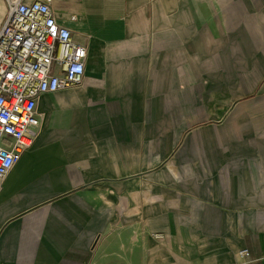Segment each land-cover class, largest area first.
Segmentation results:
<instances>
[{
    "label": "crops",
    "instance_id": "crops-1",
    "mask_svg": "<svg viewBox=\"0 0 264 264\" xmlns=\"http://www.w3.org/2000/svg\"><path fill=\"white\" fill-rule=\"evenodd\" d=\"M51 8L84 72L37 99L0 264H264V0Z\"/></svg>",
    "mask_w": 264,
    "mask_h": 264
},
{
    "label": "built area",
    "instance_id": "built-area-1",
    "mask_svg": "<svg viewBox=\"0 0 264 264\" xmlns=\"http://www.w3.org/2000/svg\"><path fill=\"white\" fill-rule=\"evenodd\" d=\"M53 0H5L0 26V190L38 135V97L81 81L86 47L59 24Z\"/></svg>",
    "mask_w": 264,
    "mask_h": 264
}]
</instances>
